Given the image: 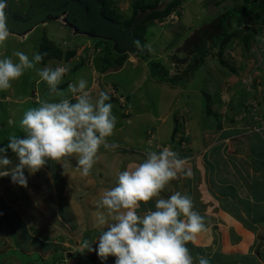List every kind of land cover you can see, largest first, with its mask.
I'll list each match as a JSON object with an SVG mask.
<instances>
[{"label": "crops", "instance_id": "obj_1", "mask_svg": "<svg viewBox=\"0 0 264 264\" xmlns=\"http://www.w3.org/2000/svg\"><path fill=\"white\" fill-rule=\"evenodd\" d=\"M251 48H255L258 55H254L250 50L252 56L246 59L233 57L231 65H234L235 70L219 67L220 73L218 69L216 75L209 73L216 81L212 87L215 92L211 91L210 94L217 99L206 120H203V90L201 93L189 89L183 91L182 88L176 91L173 83L162 80L154 73H146L140 77L139 72L137 76L132 77L131 82L134 84L127 86L125 92L120 88L124 94L114 83L119 92L114 94L118 97H110L108 102L113 105V114L118 121L114 134L108 141L117 142L121 147L107 150L101 146L98 150L95 159L96 176L88 178L86 183L87 194L94 189L96 198H86L83 200L85 205L79 203L76 188L79 185L80 192H84V188L75 175V155H72L71 159L66 156L60 161H49L42 167L46 171L42 173L46 183L50 181L53 188L60 190L59 200L58 197L49 199L52 206L50 205L48 210L55 214L56 225L68 232L81 228L82 236L77 244L82 247L83 243H86L83 234L88 232L85 228L87 217L92 224L98 222L97 217L100 215L108 217L105 209L97 207L100 192L107 187H114L120 172L127 170L130 165L142 162L146 158L147 150L159 152L157 142H173L175 117L179 114L181 116L179 110H182L189 129L190 147L177 146L170 150L177 152L180 158L185 160L184 169L190 170L192 175L189 177L178 173L177 178L166 185L161 196L166 198L175 192L187 194L193 200L194 210L205 217L207 230L199 233L195 241L186 245L194 258V264H198L196 258L201 255L209 259V264H264V53L256 43H251ZM215 64L217 65L216 62ZM121 69L114 68L112 72ZM89 85L95 87L96 84ZM159 86L164 87L167 93L157 95L151 91ZM189 97L192 100H189ZM96 98L98 93L94 96V101ZM175 100H178L176 111L173 109ZM248 103L258 112L249 109ZM136 116L144 125L138 132L134 131L138 126L135 123ZM161 117L165 119L159 121ZM130 118L133 122L129 121ZM260 123V130L252 131V127ZM151 127L159 132L153 141L154 144L148 142L147 131ZM17 163L18 158L15 159L14 165ZM25 175L34 176L27 170ZM8 178V183H11V177ZM30 202L34 207L39 205L38 197L33 199L32 195ZM149 209L155 210L154 200L147 204L141 202L137 212L143 215ZM25 213L27 212H22ZM181 219L184 217L181 216ZM9 223L14 227V219ZM46 223L49 224V220L43 223L44 226ZM26 224L28 226L24 225L27 232L33 240L41 237L45 244L49 243L48 240L52 241L49 247L54 245L52 235L48 232L33 234L30 232L31 225ZM52 225L54 224L51 223L50 226ZM98 226L104 229V226ZM9 233H5V236ZM3 238L0 236V256H7ZM96 240L97 238L94 241ZM9 242L25 244L26 248L35 246H30V241L28 246L23 237L19 242L10 237ZM88 256L84 253L83 257Z\"/></svg>", "mask_w": 264, "mask_h": 264}, {"label": "rangeland", "instance_id": "obj_2", "mask_svg": "<svg viewBox=\"0 0 264 264\" xmlns=\"http://www.w3.org/2000/svg\"><path fill=\"white\" fill-rule=\"evenodd\" d=\"M135 1H141L145 5L149 4L152 6L157 0H111L108 5L118 15V18L122 22L125 17H130L132 15ZM7 2L10 8L22 11H26L29 4V0H7ZM179 2L180 3L175 6L167 16L145 22L143 41L138 45L136 44L137 51L135 53L126 52L124 57L118 56L117 52L112 47V42L109 40L100 41L102 39L74 35L70 31V28L63 25L62 22L51 21L38 25L31 33H28L25 38L9 35L6 41L0 43V59L11 58L14 62H18V58L12 55L15 51H22L31 59L36 52L42 54V47L48 45L49 48L53 50L58 46L65 56L68 55L66 57L67 59L63 58V61H59L56 58L47 59L46 61L42 60L36 65V68H43L45 66L56 67L58 65L69 66L70 71L63 77L62 82L59 84V89L62 91L66 90L69 83H75L79 78H85L88 81L87 90L93 97V102L96 93L99 94L101 91L107 92L112 98H117V94H114L115 92L119 93L117 91V86L121 93L123 91L125 92L127 86L134 84V82H131L132 77L137 76L139 72L140 74L138 76L140 77H143L146 73L158 75L159 71L157 67L160 64L166 66L169 73L172 75L176 72L183 71L187 65H190V60L192 59V50L190 49L189 42L191 40L195 41L198 38L199 31H204L209 39L207 46H211L213 41H210V27L215 23L217 16L229 8L241 5V3L243 4L244 0H179ZM227 22L229 23L230 29L249 27V31H257L260 40V38L264 37V28L260 27V24H264V6L261 9L255 10L252 13V17L249 19L243 16H233L231 20ZM125 27L126 26H124V28ZM138 28L134 30V34L137 33L136 31L139 30ZM189 39L190 41L188 42ZM241 44L242 42L236 38V40L230 42L229 46L226 47L224 57L230 64L233 63V57L236 59L242 58L243 60V58L246 59L252 56L250 51L244 49L242 46L243 44ZM262 44H264V40ZM217 49L218 47L213 49V51L211 50L207 57L205 56V63L196 66L194 71L192 73L190 72L191 75L188 80L182 83L183 85H179L180 83L174 84L175 86L173 87L175 90L177 91L179 88H182L183 91L189 89L191 91H200V93L202 90L208 93L211 91L215 92V88L212 89V87L215 86L216 81H214L213 76L209 73L213 72L214 75H216V69L219 67L226 68V66L219 62L218 55L214 53ZM259 50L264 53V49ZM69 51H72L70 55L68 54ZM251 52H253L254 55H258L255 48H253V50L251 48ZM108 59H111V61H123L120 69L124 67L117 72H112L114 68L112 66L108 67ZM155 63H157L156 67H154ZM134 65L135 67H132ZM106 66L107 69L105 70ZM218 73H220V71ZM11 83V88L0 90V148L7 145L9 137L13 135H23L19 129V122L24 112L30 108L38 107L40 100H44V98L47 99L49 96L47 90L48 86L46 82L42 81L37 76L36 69L25 71L18 80L12 81ZM90 83L96 84L97 86L90 87ZM114 83H116L117 86ZM151 91L157 95H164L167 93L162 86H159L158 89H152ZM31 93L34 94L32 95ZM42 93L45 96L43 99L41 98ZM54 99L56 98L54 97ZM57 99L59 98L57 97ZM189 100L192 99L189 97ZM124 101L126 102V99ZM177 103L178 100H175L173 105L174 111L177 110ZM124 105L125 104H123V106ZM247 106L249 109H253L251 104L248 103ZM173 109L171 111H173ZM255 111L258 112V110ZM179 112L183 114L182 110H179ZM207 118L208 115H204L203 120ZM135 119V123L138 126L134 131L138 132L144 125L138 116H136ZM163 119L165 118L161 117L159 121ZM129 121L133 122V119L130 118ZM149 130L154 134L156 139L159 134L158 130L152 127L149 128ZM148 140V142L154 144V142L150 141V138H148ZM160 143L161 142H157V144ZM163 145L164 143L160 144V146ZM7 156L12 160V165H14V161L17 157L11 149L8 150ZM71 158L72 156H69V159ZM96 166L97 163L95 161L91 173L88 176H83L81 172L77 170L76 166L75 175L78 176V179L75 178L84 188V192H80L81 190L79 191V185L76 188V190H78L76 196L79 198V203H81V205L84 204L83 200L86 198H96V195L93 194L94 189L88 192V194L86 191L88 178L90 179L96 176ZM9 167H11V165ZM41 169L42 170L36 172L32 177L26 176L27 187L12 182L8 183L10 178L0 177V236L1 238L4 237V252L7 254V256H0V264H47L56 253H60L59 250L62 251L61 255L63 256L64 254L66 257L61 256L58 258L56 264L63 262V259H66V263L79 262V264H91L87 261L88 259L83 257L84 253H87L89 257L93 258L96 252L88 251L86 248L85 251L77 244L82 236L81 228H79L78 231L69 230L68 232V230L57 226V223L54 222L56 216L48 210L51 205L49 204V199H56V197H58L59 200L60 190L56 187L53 188L50 181L46 183L45 177H43L44 174H42L45 169ZM84 193H86L88 197H86ZM31 195L33 199L38 197V207H34L30 202ZM3 198H5V200H3ZM22 212L27 213L22 214ZM13 219L14 227H11L9 222L13 221ZM48 220L49 224L46 223L45 225L49 227H46L43 223ZM26 223L31 225L30 232L33 234L48 232L52 235L54 245L49 247V243L52 241L48 240L49 243L45 244L41 237L33 240V237L27 232L25 225L28 226V224ZM51 223L54 224L52 225L53 228L50 226ZM85 224V228L88 232L83 234V238L85 237L86 242L95 245H92V247L96 248L97 243L94 240L96 238L98 240L104 229L98 226V222L92 224L88 217ZM10 230L17 231V233L11 232ZM5 233L9 234L5 236ZM10 237L17 242H19V240L22 241L23 237V240L28 246V242L30 241V246L35 245L37 247L33 246V248H26L25 244H11V242H9ZM82 248H84L83 245ZM34 249L39 251H35ZM115 260L116 257L109 256L106 261L98 259L99 263L97 264H115Z\"/></svg>", "mask_w": 264, "mask_h": 264}, {"label": "clouds", "instance_id": "obj_3", "mask_svg": "<svg viewBox=\"0 0 264 264\" xmlns=\"http://www.w3.org/2000/svg\"><path fill=\"white\" fill-rule=\"evenodd\" d=\"M6 8L7 0H0V43L9 36ZM12 55L18 62L11 58L0 59V90L11 88V82L18 80L25 71L36 69L37 76L48 86V95L59 99L42 100L38 107L24 112L19 122L23 135L9 137L7 145L0 148V177L10 176L12 183L27 187L25 170L35 174L49 161H60L72 155L76 156L77 170L83 176L90 175L101 146L107 150L121 147L117 142L108 141L118 121L113 105L108 102L110 96L101 91L93 102L85 78L69 83L66 90L59 89L70 67L36 68L47 53L36 52L31 59L22 51ZM184 116L179 117L180 126L175 134L178 147H181L177 137L179 131L185 130V138L189 140ZM165 145L173 149L177 141ZM9 149L18 158V163L12 167H9L12 160L7 156ZM157 150L159 152L147 150L142 162L120 172L115 186L100 192L97 207L105 209L110 219L104 215L97 217L98 223L104 226L96 241L97 247L94 249L88 242L83 247L95 251L101 261L114 256L115 264H194L186 245L207 230L205 217L194 210L193 200L187 194L175 192L166 198L161 196L178 173L189 177L192 173L185 171V160L177 152L167 147L161 149L160 144ZM153 200L155 210L138 214L141 202L147 204ZM196 259L198 264H209L206 256Z\"/></svg>", "mask_w": 264, "mask_h": 264}, {"label": "trees", "instance_id": "obj_4", "mask_svg": "<svg viewBox=\"0 0 264 264\" xmlns=\"http://www.w3.org/2000/svg\"><path fill=\"white\" fill-rule=\"evenodd\" d=\"M101 1H102V12L107 17L112 18L113 20L117 21L121 27H124V26L127 27L131 25V23L133 22V20L135 19L137 15L141 16V20L138 22V24L133 29V32H134V30L139 27L138 28L139 30L136 31L137 33L135 34L133 33L136 36V41H138L139 43L143 41L145 22L155 20L156 18H163L167 16L171 12V10L180 3L179 0H157L156 3L151 6L149 4L145 5L141 1L140 2L135 1L133 4L132 15L130 17H125L121 22L120 19L118 18V15L108 5V3L111 0H101ZM263 6H264V0H244L243 4L241 3V5H236L220 13L215 19L216 20L215 23L212 24V26L210 27V32H211L210 41H213L211 43V46H207V43L209 42V39L207 38V34L204 31H199L198 38L195 41H192V40L190 41V39L188 40V42L190 41L189 46H190V49L192 50V59L190 60V65H187L183 71L176 72L175 74L172 75L169 73V70L166 66L160 64L157 67L159 71L158 73L159 77L162 80L169 81L173 84L183 83L187 81L191 73L194 71V68L198 66L199 64L200 65L204 64L205 56L207 57L209 52L211 50L213 51V49L217 47L218 49L214 51V53L218 55L219 62H221L224 66L229 67L231 70H235L234 65L232 66L229 63V61H227L224 57L226 47L229 46L230 42H233V40H236V38H238L242 42L243 45L242 44L241 45L244 47V49H246L247 51H250L251 43L257 44L259 42V37H258L257 31L253 30V32H251L248 30L250 29L249 27L239 28V29H236V28L230 29L229 23L227 21L228 20L230 21L233 16H243L244 18L249 19L252 17V13L255 10L261 9L263 8ZM260 25H261L260 27L264 28V24H260ZM100 41H105V40L102 39ZM56 47L57 48L53 50H51L48 45L46 47H42V50H41L42 54L43 52L47 53V55L43 57V61H46L47 59H51V58L53 59L56 58L59 61H63V58H66L68 56V55L65 56V54H63L62 50L58 46ZM70 52L72 51L68 52L69 55H70ZM117 54L118 56H123V57L126 55L125 53H118V52ZM122 63L123 61L122 62L118 60L111 61V59L107 60V64H109L108 67L112 66L113 68H116V69L120 68L122 66L121 65ZM156 65L157 63H155L154 67H156ZM106 69H107V66L105 67V70ZM59 86L60 85H58V87ZM43 97L45 96L42 93L41 98L43 99ZM55 98L57 99V97ZM51 99H54V97H50V96L47 97V100H51ZM216 99L217 97H214L212 94L204 91V98L202 102L204 106L205 115H208L212 112V105L216 101ZM44 100H46V98H44ZM179 126H180V120H179V116L177 115L175 117V126L173 129L174 131L172 135L173 136L172 141L173 140L177 141V145L175 147H177L179 144L178 139H176L175 137L176 132L179 130ZM84 244L85 243H83V245ZM81 249L86 250L85 248H82V247ZM61 256H62L61 252L56 253L52 257L50 262L47 264H56L58 258H60ZM63 256L65 255L63 254ZM86 259H88L87 261L90 260L91 264H97L99 263L98 259L100 258L98 257L96 253L93 258L88 256Z\"/></svg>", "mask_w": 264, "mask_h": 264}, {"label": "water", "instance_id": "obj_5", "mask_svg": "<svg viewBox=\"0 0 264 264\" xmlns=\"http://www.w3.org/2000/svg\"><path fill=\"white\" fill-rule=\"evenodd\" d=\"M9 35L27 37L38 25L62 22L74 35L104 39L112 42L118 53H135L136 36L133 29L141 20L137 15L131 25L121 27L102 12L101 0H29L26 11L6 8Z\"/></svg>", "mask_w": 264, "mask_h": 264}, {"label": "built area", "instance_id": "obj_6", "mask_svg": "<svg viewBox=\"0 0 264 264\" xmlns=\"http://www.w3.org/2000/svg\"><path fill=\"white\" fill-rule=\"evenodd\" d=\"M263 40H264V37L260 38L259 42L256 45L260 49L261 48H264V44H262L263 43ZM260 128H261V123L259 125H255V126L252 127V129L254 131H258V130H260ZM149 133H150V136H149L150 141L153 142L155 140L154 134L151 131H149ZM185 135H186V131L185 130L184 131H179L178 134H177V137L180 138L179 139L180 140V146L182 148H187L188 145H189L188 139L185 138ZM164 147H167V148L171 149V147H169V145L160 146L161 149H163ZM60 264H74V262L73 263L62 262Z\"/></svg>", "mask_w": 264, "mask_h": 264}]
</instances>
